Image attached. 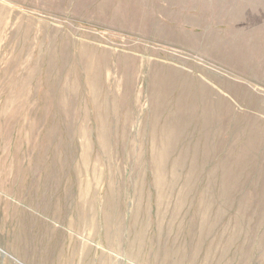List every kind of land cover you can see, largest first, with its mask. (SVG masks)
<instances>
[{
    "label": "rangeland",
    "instance_id": "rangeland-1",
    "mask_svg": "<svg viewBox=\"0 0 264 264\" xmlns=\"http://www.w3.org/2000/svg\"><path fill=\"white\" fill-rule=\"evenodd\" d=\"M0 264H264V0H0Z\"/></svg>",
    "mask_w": 264,
    "mask_h": 264
},
{
    "label": "bare ground",
    "instance_id": "bare-ground-1",
    "mask_svg": "<svg viewBox=\"0 0 264 264\" xmlns=\"http://www.w3.org/2000/svg\"><path fill=\"white\" fill-rule=\"evenodd\" d=\"M171 256V255H170Z\"/></svg>",
    "mask_w": 264,
    "mask_h": 264
}]
</instances>
